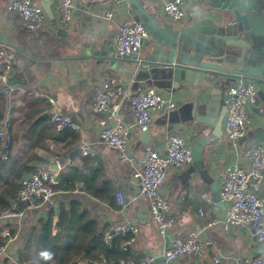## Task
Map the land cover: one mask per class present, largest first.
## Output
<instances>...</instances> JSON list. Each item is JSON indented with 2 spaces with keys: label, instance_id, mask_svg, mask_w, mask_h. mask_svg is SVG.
I'll list each match as a JSON object with an SVG mask.
<instances>
[{
  "label": "crops",
  "instance_id": "1",
  "mask_svg": "<svg viewBox=\"0 0 264 264\" xmlns=\"http://www.w3.org/2000/svg\"><path fill=\"white\" fill-rule=\"evenodd\" d=\"M10 1L0 0V45H12L16 51V59L7 83L0 82V109L5 107V118L13 122L12 154L20 158H27L29 154L45 158V162L39 161L35 164L49 171L52 162H57L58 175L74 163L79 169L87 170L92 193H86L84 188H81L83 191L77 188L73 193H55L45 205L32 210L20 226H12L17 229L19 235L17 240L10 244L9 255L15 257L23 243L25 232L32 222L44 213V208L45 211L49 208L56 211L53 233L57 234L56 224L61 204L68 207L70 200H77L92 218L100 222L106 232L119 224L136 221L139 234L128 248L136 257L154 256L159 260L156 264H166L163 252L171 246L176 236L188 239L191 234L197 235L206 245L205 254L202 257L187 255L174 264H213L215 258H218L221 264H240L254 256L258 250L254 234L245 226L225 228L227 205L225 204L226 210H223L215 202L212 183L203 182L198 177L185 176L191 165L179 171L169 170L160 189L161 195L169 202L167 216L174 220V225L163 236L150 218L148 200L141 195V185L133 175L141 169L147 148L154 147L164 152V138L172 133L182 134L191 146L196 126L192 125L183 131L168 132L166 112L155 115L149 129L150 143L145 145L143 133L135 130L127 151V162H122L120 156L110 150L100 138L97 121L99 116L93 112L95 86L111 76H117L121 80L129 99L121 110V117L129 125L134 124L130 99L143 91L132 89V82L127 79L128 72L132 73L128 69V63L112 61L120 58L114 47V36L118 27L123 23H137L136 13L130 3L117 0H74L76 20L71 27L65 29L58 24V0H35L36 6L42 8L47 16V25L38 34H30L26 32L18 16L8 10ZM138 1L156 20L159 29L152 30V38L143 43L137 59L140 61L149 58L157 41L161 43L162 50L167 51L166 43H169L175 31L189 26L192 19H196L198 15L207 16L213 11L211 2H216L185 0L190 7V14L184 22L175 23L163 16V0ZM47 5L53 12L55 22L50 20L44 10ZM106 12H111L114 17L106 20L103 17ZM188 56H194V52L190 51ZM208 58L205 55L203 61L206 62ZM195 80L199 84L186 85L188 92L178 90L174 94L172 87L162 92L154 87L149 89H155L171 98L176 103L175 110H178L183 104L192 102L202 88V77ZM233 82L223 85L224 90L219 87L222 98ZM258 88L259 99L249 114L252 126L242 142L243 146L255 143L257 139L260 140L261 134L264 135V87L258 85ZM212 90L209 89V95ZM40 110H45V113L40 115ZM29 111L32 116L35 113V119H49L51 112H60L70 116L76 128L68 129L64 134L46 127L45 132L38 128L35 133H31L30 128L34 129L35 120L24 122ZM206 132L209 134L212 129L208 128ZM82 147L93 152L94 157L83 155ZM203 155L213 180H218L226 167L237 164V160L228 154L224 136L215 145L205 149ZM78 160L81 162L79 166L76 164ZM117 193L123 194L127 200L125 208L118 204ZM135 197L138 199L134 200ZM201 212L204 215H201Z\"/></svg>",
  "mask_w": 264,
  "mask_h": 264
},
{
  "label": "built area",
  "instance_id": "2",
  "mask_svg": "<svg viewBox=\"0 0 264 264\" xmlns=\"http://www.w3.org/2000/svg\"><path fill=\"white\" fill-rule=\"evenodd\" d=\"M58 24L62 28L71 27L76 20V5L74 0H58ZM190 7L185 0H163L162 13L170 22H184ZM8 10L16 14L30 34H38L47 25V16L42 8L36 6L35 0H11ZM106 20L114 16L106 12ZM151 39L150 33L138 23L121 24L114 36V47L119 57L129 56L138 59L143 43ZM16 59L15 48L10 44L0 45V82L7 83ZM259 99L258 85L238 79L228 86L224 96L226 114L223 121V131L228 154L237 160V164L226 167L220 176V197L227 205V215L224 219L226 229L239 226L248 227L256 238L257 253L240 264H264V145L253 143L243 146L242 142L252 126L251 110ZM127 90L117 76L103 79L95 86L93 96V112L99 116L100 138L113 152L120 156L122 162L129 161L127 151L133 139L135 130L147 132L153 122V117L163 112H172L176 103L169 97L160 94L155 89L140 91L130 99L134 124H126L121 117V110L128 101ZM53 103V101L51 100ZM49 122L59 132L66 128L75 129L76 124L70 116L60 112H51ZM13 128L10 119L5 118L0 128V158L6 159L10 147V132ZM165 151L160 152L154 147L145 151L141 169L133 175L141 185V195L148 200L150 218L156 223L161 235L174 225V220L167 216L169 202L161 195L160 189L169 170L179 171L192 165V150L182 134L172 133L164 138ZM83 155L94 157V153L82 147ZM79 166L80 160L76 162ZM73 165V163L71 164ZM75 165V164H74ZM58 185V175L49 170L37 169L23 177L20 188L11 206L0 212V260L4 257L17 264L14 257L8 254V248L17 240L18 234L12 235V226H20L21 222L34 209L49 201L55 195L54 187ZM78 183L77 188H83ZM118 204L125 208L127 200L121 193L116 194ZM137 200L138 198H133ZM201 215H204L202 212ZM139 234L136 221L125 222L115 226L105 234V241L110 244L118 236L130 235L131 238L122 247L134 243ZM206 252L197 235L191 234L188 239L176 236L171 246L163 252L166 264H174L187 255L202 257ZM97 264H112L102 260ZM119 264H137L133 260H121ZM140 264H156L152 255H147ZM213 264H221L218 258Z\"/></svg>",
  "mask_w": 264,
  "mask_h": 264
},
{
  "label": "water",
  "instance_id": "3",
  "mask_svg": "<svg viewBox=\"0 0 264 264\" xmlns=\"http://www.w3.org/2000/svg\"><path fill=\"white\" fill-rule=\"evenodd\" d=\"M117 1L130 3L137 23L150 34L152 30L159 31L156 20L138 0ZM215 1L211 2L213 11L207 16L198 15L189 26L175 31L169 43H166L167 51H163L161 43L157 41L154 52L145 61L129 56L112 61L130 65L128 69L132 73L128 72L127 79L132 82L133 90L145 91L154 87L162 92L172 87L174 94L178 90L188 92L186 85L197 86L199 83L195 78L202 77L200 83L203 86L195 99L178 110L166 113L167 131H183L196 126L190 146L193 163L185 176L212 183L215 202L226 210L219 193L220 179L211 178L203 152L224 136L223 121L227 108L220 90L225 89L223 85L243 79L264 87V0ZM44 10L55 22L50 6H44ZM190 51L194 52V56H188ZM205 55L209 57L206 62L203 61ZM209 89H213L210 95ZM208 128L212 129L209 134L206 132ZM143 136L144 144L148 145L151 141L150 130ZM259 139L256 142L264 145V135L261 134ZM50 169L53 173L58 172V163L52 162Z\"/></svg>",
  "mask_w": 264,
  "mask_h": 264
},
{
  "label": "trees",
  "instance_id": "4",
  "mask_svg": "<svg viewBox=\"0 0 264 264\" xmlns=\"http://www.w3.org/2000/svg\"><path fill=\"white\" fill-rule=\"evenodd\" d=\"M5 109V107L0 109V128L6 117ZM39 113L41 115L45 113V110H40ZM31 120H35L34 129L30 128L31 133H35L38 128H42L45 132V127L58 133L48 118L35 119V113L32 116V112L29 111L25 115L24 122L29 123ZM68 129L59 131V134L66 133ZM12 130L13 128L10 132L11 141L6 159L0 158V212L11 206L19 191L21 179L37 169L35 163L45 162V158H39L34 154H29L27 158L12 154L14 146ZM70 135L72 136V133ZM78 183H83L86 193H92L90 192L92 184L88 179L87 170H81L73 163L58 175V185L53 189L55 193H73L77 190ZM111 201L113 202V199ZM83 207V204L77 200H70L68 207L61 204L59 220L56 224L57 234L53 233L56 211L53 208L45 211L44 208V213L38 216L25 232L23 243L14 257L17 264H97L102 260L112 264H119L121 260L141 263L144 258L134 256L128 246L122 247V244L127 243L131 238L130 235L118 236L108 244L105 241L106 230ZM11 231L12 235L18 233L17 229ZM3 241L0 236V244ZM0 264L15 263L4 257L0 260Z\"/></svg>",
  "mask_w": 264,
  "mask_h": 264
},
{
  "label": "bare ground",
  "instance_id": "5",
  "mask_svg": "<svg viewBox=\"0 0 264 264\" xmlns=\"http://www.w3.org/2000/svg\"><path fill=\"white\" fill-rule=\"evenodd\" d=\"M175 111V110H174ZM53 173V172H52ZM57 174V173H56ZM58 175V174H57Z\"/></svg>",
  "mask_w": 264,
  "mask_h": 264
}]
</instances>
